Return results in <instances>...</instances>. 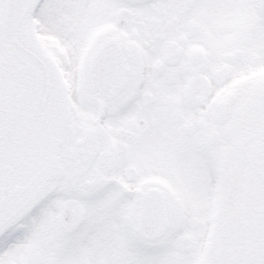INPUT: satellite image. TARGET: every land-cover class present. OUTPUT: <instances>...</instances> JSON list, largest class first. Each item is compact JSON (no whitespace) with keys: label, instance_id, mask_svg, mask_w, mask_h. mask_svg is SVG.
Instances as JSON below:
<instances>
[{"label":"flooded vegetation","instance_id":"flooded-vegetation-1","mask_svg":"<svg viewBox=\"0 0 264 264\" xmlns=\"http://www.w3.org/2000/svg\"><path fill=\"white\" fill-rule=\"evenodd\" d=\"M29 17L63 128L0 264H264V0H41Z\"/></svg>","mask_w":264,"mask_h":264},{"label":"water","instance_id":"water-1","mask_svg":"<svg viewBox=\"0 0 264 264\" xmlns=\"http://www.w3.org/2000/svg\"><path fill=\"white\" fill-rule=\"evenodd\" d=\"M34 2L5 0L0 14V66L12 63L26 87L18 101L0 98V226L42 187L61 126L59 86L23 32Z\"/></svg>","mask_w":264,"mask_h":264}]
</instances>
